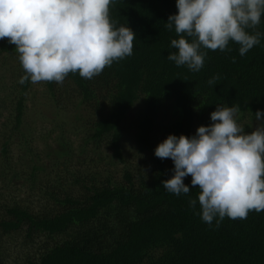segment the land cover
Masks as SVG:
<instances>
[{
	"label": "trees",
	"instance_id": "trees-1",
	"mask_svg": "<svg viewBox=\"0 0 264 264\" xmlns=\"http://www.w3.org/2000/svg\"><path fill=\"white\" fill-rule=\"evenodd\" d=\"M176 3L115 0L110 5L117 27L129 26L137 34L133 55L90 80L70 73L62 84L47 82L56 108L68 97L76 110H86L76 116L78 126H72L80 128L83 140L75 148L71 137L62 134L55 141L61 149L54 154L45 141L43 152L31 147L27 163L32 166L23 155L14 158L13 139L22 136L28 146L40 143L23 133L33 83H18L26 74L20 60L18 71H11L16 98L0 90V180L2 189L23 180L31 197L10 202L0 189L1 264H264V211H250L246 219L225 217L218 227L217 217L209 225L198 214L200 189L169 193L162 181L174 175V162L155 156L160 130L166 139L191 137L212 123L217 106L238 105V123L245 131L255 130L253 121L259 127L254 113L264 110V16L247 29L261 34L247 54L240 56V45L231 41L230 51L202 48L207 52L204 67L192 72L167 58L178 51L171 47L178 38L174 28L165 26L170 15L178 14ZM4 54L19 59L7 38L0 40ZM216 77V84L209 85ZM137 106L130 124L143 163L133 167L123 147L125 125ZM105 151L111 152L110 161ZM78 152L85 156L83 166L75 164ZM115 160L127 165L121 177L111 167ZM191 179L185 178L189 186ZM191 199L197 200L195 208ZM10 240L20 244L13 248L16 253L8 247L14 246Z\"/></svg>",
	"mask_w": 264,
	"mask_h": 264
},
{
	"label": "clouds",
	"instance_id": "clouds-1",
	"mask_svg": "<svg viewBox=\"0 0 264 264\" xmlns=\"http://www.w3.org/2000/svg\"><path fill=\"white\" fill-rule=\"evenodd\" d=\"M115 0H0V40L15 45L25 71L18 83L62 84L70 73L92 79L114 62L133 55L136 33L110 18ZM178 14L169 16L166 28L174 31L168 60L177 67L199 72L206 51L224 52L229 42L240 45L244 56L260 43L250 34L264 16V0H177ZM191 38V40L189 39ZM235 62V58H233ZM218 77L210 79L215 85ZM239 106H217L212 123L195 135H169L155 156L174 162V175L162 186L176 196L199 188L202 220L218 217L246 219L249 212L264 211V110H257L259 127L248 133L238 123ZM191 176V186L185 178ZM190 205L196 207L197 200Z\"/></svg>",
	"mask_w": 264,
	"mask_h": 264
},
{
	"label": "rangeland",
	"instance_id": "rangeland-1",
	"mask_svg": "<svg viewBox=\"0 0 264 264\" xmlns=\"http://www.w3.org/2000/svg\"><path fill=\"white\" fill-rule=\"evenodd\" d=\"M19 66V59L17 56H7V55H1L0 56V90L5 91V88L7 90V93L11 92L10 95L14 98H16V91L14 90L15 82H13V77L11 75L12 70L18 71ZM13 90V92L10 90ZM64 88L63 86H61ZM68 92L72 91V87H65ZM9 90V91H8ZM47 90V82H40L37 84H33L30 95L27 100V111H26V119H25V125L23 128V133L26 136L34 135L35 138L40 139V143L35 142L32 145L28 146L27 144H23V138L22 136H18L13 139V148L14 153L13 156L15 159H19L21 155L25 156L24 160H26V164H29V166H32L31 163H27L28 160L31 159L29 155V150L31 147H37L34 148V151L37 152H43L46 149V145L43 143H49L52 145L51 149L49 150L50 153L54 154L55 152L59 151V148L57 147V144L55 141L61 137L62 134H67V136L71 137V140L75 144V148H78L82 144L83 135L78 132L80 129L79 127L74 131V125L78 126V123L76 122L77 118L76 116L81 112L82 114L86 113V110H83L82 108L76 110L73 105L70 103L71 98L65 97L63 99V105L60 108H56L55 105L51 102V98L48 95ZM137 106L133 112L129 115V120L127 121V124L125 125L127 136L125 137V144H124V153L126 157L127 165L136 167L137 165H141L143 163V157L137 153L136 147H134V140H135V131L134 128L131 127L130 122L135 118L138 111ZM3 121H1L0 125ZM253 128L258 127L257 122H252ZM2 127V126H1ZM165 133L160 130L159 133V144L162 143L164 140H166ZM2 139V136L0 137V140ZM1 148V147H0ZM61 149V148H60ZM88 151L89 148L87 149ZM105 157L108 161L112 159L111 152L105 151ZM1 155V153H0ZM90 155V152H89ZM78 157L80 161H78V158L75 159V164L79 166L81 165V160L85 158V156H81V154L78 152ZM1 162L4 160V158L0 157ZM124 163H119L115 160V164H111V167L114 166L115 176L121 177L123 175V171L127 167ZM85 166V165H84ZM25 182L23 180L21 181H14L12 185H10L9 188L2 189L4 186L3 181L0 180V189L7 194V198L10 200H13L14 198L18 197V201H21L23 198H27V196L31 197V193H26L27 185L24 186ZM5 188V187H3ZM35 199V198H34ZM32 198V201H35ZM11 202V201H10ZM12 204V203H11ZM26 204H29L27 202ZM36 204V201H35ZM2 217V215H0ZM10 242L13 245H9L8 247L11 249V252H15L13 249L15 245L20 247V244L16 241ZM12 247V248H11ZM1 264V263H0Z\"/></svg>",
	"mask_w": 264,
	"mask_h": 264
}]
</instances>
